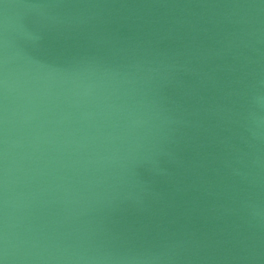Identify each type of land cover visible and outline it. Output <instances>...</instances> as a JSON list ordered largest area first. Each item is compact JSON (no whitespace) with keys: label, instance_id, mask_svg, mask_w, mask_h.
Masks as SVG:
<instances>
[{"label":"water","instance_id":"obj_1","mask_svg":"<svg viewBox=\"0 0 264 264\" xmlns=\"http://www.w3.org/2000/svg\"><path fill=\"white\" fill-rule=\"evenodd\" d=\"M2 264H264V0H0Z\"/></svg>","mask_w":264,"mask_h":264},{"label":"snow or ice","instance_id":"obj_2","mask_svg":"<svg viewBox=\"0 0 264 264\" xmlns=\"http://www.w3.org/2000/svg\"><path fill=\"white\" fill-rule=\"evenodd\" d=\"M0 264H2V262H0Z\"/></svg>","mask_w":264,"mask_h":264}]
</instances>
